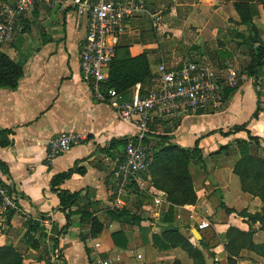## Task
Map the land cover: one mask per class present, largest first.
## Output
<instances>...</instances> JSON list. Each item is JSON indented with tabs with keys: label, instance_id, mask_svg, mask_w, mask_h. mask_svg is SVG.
Returning a JSON list of instances; mask_svg holds the SVG:
<instances>
[{
	"label": "crops",
	"instance_id": "crops-1",
	"mask_svg": "<svg viewBox=\"0 0 264 264\" xmlns=\"http://www.w3.org/2000/svg\"><path fill=\"white\" fill-rule=\"evenodd\" d=\"M148 9L160 20L157 31L168 34L167 38L159 35L156 42L144 41V20L149 16L140 14L129 21L120 45L129 44L133 56L147 52L153 73L164 62L169 67L180 66L189 59L187 55L194 61H204L209 55L224 60L233 56L243 70L239 85L225 96L220 107L179 117L154 115L146 134L155 145L164 136L182 147L192 148L200 142L203 161L198 165L194 160L191 167L198 201L178 208L176 225L203 251L209 264H230L225 250L227 231L231 227L249 231L250 224L240 213H255L263 204L243 192L240 178L234 173L241 159L238 140L247 139V133L224 136L212 132L227 133L234 126L250 122L249 130L260 139V147L252 146L251 152L264 156V69L257 76L247 70L252 47L245 38H249L250 31L240 24L233 2L148 0ZM254 22L264 41V19ZM87 32V17L78 15L73 8L40 6L25 17L12 42L0 45V51L11 59L24 62L18 88L0 89V132L14 131L3 138L11 144L0 145V160L9 171L5 174L0 166V182L10 184L18 200L12 217L8 213L0 218V247L14 246L25 257L24 264H93L98 254L114 258L118 264H173L177 260L194 264L182 248L161 250L154 243L161 228L169 226L161 219L169 206L165 192L160 206L155 205L151 194L144 192L143 197L135 187L124 197L123 204L116 202L111 174L124 149L110 146L114 141L134 138L139 128L120 119L108 103L94 99L92 90L83 82L80 51ZM209 63L221 70L230 68ZM258 106L259 118L253 119ZM63 132L78 133L85 140L49 163V143ZM74 166L84 172H75L61 183L60 189L80 194L73 211L89 208L103 226L97 236L91 234V220H84L76 212L68 225L67 216L59 210L60 198L51 182ZM146 177L150 182L151 176ZM227 208L234 211L228 213ZM115 209L124 215L111 216ZM30 220L40 223V228L31 234ZM158 221L167 226L158 225ZM203 222H209L210 227L200 230ZM252 227L258 230L255 241L264 243L260 224ZM194 228L209 248H202L195 239ZM118 232L124 234L120 242L126 247L115 245L113 234ZM236 264H264V259L243 250Z\"/></svg>",
	"mask_w": 264,
	"mask_h": 264
},
{
	"label": "built area",
	"instance_id": "built-area-1",
	"mask_svg": "<svg viewBox=\"0 0 264 264\" xmlns=\"http://www.w3.org/2000/svg\"><path fill=\"white\" fill-rule=\"evenodd\" d=\"M47 9L73 8L87 17L88 32L80 51L82 80L92 90L94 99L108 103L124 122L134 124L139 133L129 139L111 174L117 204L135 187L148 192L156 206L164 202L165 193L154 189L146 179L153 162L154 149L145 143L149 124L154 115L179 117L197 114L211 107H220L227 89H235L240 75L235 68L221 70L207 61L187 59L178 67L162 63L152 77V87L143 94L137 84L130 99L109 88L110 64L117 57L121 37L128 23L140 14L154 18L148 9V0H0V45L12 42L23 20L38 7ZM85 138L73 132H63L49 143L47 161L69 153ZM18 209V200L10 184L0 183V218ZM45 224L50 222L45 220ZM48 227V226H47ZM210 227L199 224L200 230ZM93 264H118L114 258L98 254Z\"/></svg>",
	"mask_w": 264,
	"mask_h": 264
},
{
	"label": "trees",
	"instance_id": "trees-1",
	"mask_svg": "<svg viewBox=\"0 0 264 264\" xmlns=\"http://www.w3.org/2000/svg\"><path fill=\"white\" fill-rule=\"evenodd\" d=\"M228 1L233 2L234 8L240 17V24L246 25L250 31L249 38H245L252 47L251 64L248 66L247 70L250 74L257 76L259 72L264 69V41L258 35L254 20L258 15L256 2L264 4V0ZM109 72L110 78L108 87L116 89L125 99L129 98L132 89L137 84H141L143 94L147 89L152 87V77L154 73L152 72L147 52L138 56H133L130 52L129 44H126V46L120 45L118 47L117 57L110 64ZM23 76L24 62L15 61L5 52L0 51V89H17ZM232 90L233 89H227L225 96L229 95ZM260 111L261 107L258 106L252 118L258 119ZM249 125L250 122L240 126H234L227 133L222 130L212 132V134L218 132L224 136H231L241 132L247 133V139L238 140L241 159L236 164L234 173L240 178L243 192L259 198L263 204L262 209L255 213H250L247 210L240 213V215L249 222V231H241L235 227H231L227 231L225 235V250L228 254L229 263L233 264H236L237 260L241 259L243 250L252 251L264 259V243H257L255 241V235L258 230L252 227V225L260 224V230L264 231V158L253 155L251 152L252 146L260 147V139L251 133ZM0 134V145H10L11 142L4 141L3 138L14 134V131L1 130ZM128 141L129 138L114 141L110 148L116 147L124 149ZM144 141L146 144L152 142L147 135ZM155 146L157 149L155 148L152 166L148 175L151 176L149 183L153 185L155 190L163 191L167 195V200L169 202L168 211L165 210V212H167L164 213L161 219L163 222L169 224V226L161 228L162 233L154 237V243L161 250L180 247L187 252L194 264H209L203 251L186 238L181 233V227L176 225L178 208L187 205H195L198 201V196L194 189L191 167L194 160L201 163L203 161L200 142L198 141L192 148L182 147L170 142L169 138L164 136ZM228 148L229 145L223 146L221 151H225ZM0 166L5 174H9L5 163L1 160ZM75 172L83 173L84 171L74 166L67 172L55 176L51 182L54 191L58 193L60 198L59 210L64 212L67 216L68 225L71 223V216L76 212L82 214L84 220H91L93 222L91 234L92 236H97L102 232L103 226L99 219L93 218L89 208L85 206L77 211H73V207L80 198V194L60 189L61 183L67 178H70ZM12 191L14 192L13 188ZM233 211L234 209L227 208L228 213H232ZM14 212L15 210L8 212L10 218ZM115 214H118V216L124 215L119 209L110 212V215L113 217ZM29 222L30 234L40 228V223L33 220ZM122 238H125L122 232L113 234V240L116 246H127V244H121L120 239ZM200 243L202 248H209L206 239L201 240ZM56 246H59L58 239H56ZM24 261L25 257L14 246L0 247V264H24ZM173 264L183 263L177 260Z\"/></svg>",
	"mask_w": 264,
	"mask_h": 264
},
{
	"label": "rangeland",
	"instance_id": "rangeland-1",
	"mask_svg": "<svg viewBox=\"0 0 264 264\" xmlns=\"http://www.w3.org/2000/svg\"><path fill=\"white\" fill-rule=\"evenodd\" d=\"M256 5H257V10H258V15L255 17V19L260 21V20L264 19V4L256 2ZM148 18L149 19L144 20V41L156 42L160 37L167 38L166 36L168 34H161V32L157 31V29H159L160 20H157L156 17H154V18L148 17ZM159 35H160V37H159ZM122 45L126 46V44H122ZM247 48H249V45L247 46ZM235 54L236 53H234V55ZM186 58L195 59V58L188 57V55ZM202 60L207 61V62L219 63L218 65L222 69H223V67L235 68V69H237V73L239 75H241V73L243 72V70L239 66L236 65V63H235L236 60H233V56H232V59H230V60H224L223 58H220L218 56L216 58H214L213 56L209 55V57L203 58ZM247 65H248V63H247ZM240 81H241V77H240ZM147 144L150 145L151 147H153L154 152H155V150H156L155 149V147H156L155 143L152 144L151 142H148ZM154 152H153V154H154ZM262 154L263 153H260L257 156H261L264 158V156ZM195 163L198 165L201 164V162H195ZM139 194L142 195L141 192ZM261 235H262L261 239L264 241V232ZM230 264H233V263H230Z\"/></svg>",
	"mask_w": 264,
	"mask_h": 264
},
{
	"label": "water",
	"instance_id": "water-1",
	"mask_svg": "<svg viewBox=\"0 0 264 264\" xmlns=\"http://www.w3.org/2000/svg\"><path fill=\"white\" fill-rule=\"evenodd\" d=\"M158 225H160V226H167V224H165V223H163V222H161V221H158V223H157ZM192 234H193V236L195 237V239L197 240V241H201L202 240V235H201V233H200V231L197 229V228H194L193 230H192Z\"/></svg>",
	"mask_w": 264,
	"mask_h": 264
}]
</instances>
